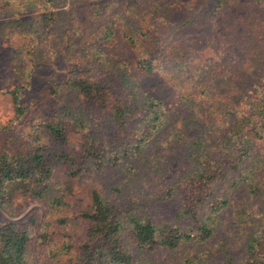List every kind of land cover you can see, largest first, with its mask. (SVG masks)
Here are the masks:
<instances>
[{
  "label": "trees",
  "instance_id": "16d2710c",
  "mask_svg": "<svg viewBox=\"0 0 264 264\" xmlns=\"http://www.w3.org/2000/svg\"><path fill=\"white\" fill-rule=\"evenodd\" d=\"M214 1L223 10L232 0ZM248 1L254 0H235L229 7L237 10ZM9 2L4 7L14 6L15 12L22 13L58 0H28L22 8ZM114 3L97 1L93 6L94 15L105 18L95 27V40L90 44L92 55L98 57L83 62L86 48L78 57L81 60L74 61L68 78L51 88L52 92L66 88L76 103L64 101L51 119L38 127L33 125L34 132L24 147L0 150V212L8 216L0 223V264H34L30 258L33 249L43 255L42 264H151L146 255L136 251L166 254L157 263L161 257L155 256L154 264H204L232 207L245 217L240 231L247 249L245 257L230 258L222 264H264V62L233 66L228 58L220 54L214 58L208 51L201 55L200 62H173V55L167 58L162 45L150 37L152 11L138 12L134 20L127 18L126 23L137 24H125L122 29L127 48H139L135 62L115 60L105 55L101 45L119 32V18L105 13ZM48 15L41 14V20ZM18 21L25 32L29 22ZM253 23L248 27V34L255 27L251 36L235 23L231 29L240 30L241 40L252 43L264 37L258 36L264 25ZM20 48L23 52L25 46ZM27 52L37 63L50 57L46 49L34 45ZM246 70L255 71V83L238 87L235 75ZM183 74L185 78H181ZM152 76L160 77L173 90L168 101L146 85ZM25 79L30 85V76ZM211 80L228 82L226 88L216 89ZM12 93L21 113L25 107L16 97L17 89ZM97 112L107 114L117 128L115 136L96 130V120L89 115ZM72 129L82 137V153L74 152L75 147L66 149ZM175 139L177 143L182 141L191 161L185 172L162 191L166 199L179 206L180 221L173 225L151 217L150 209L145 213L149 192L141 177L154 166L165 172L170 155L162 147ZM52 143L58 148L50 147ZM66 162L68 178L88 183L93 178L97 182L90 187H58L55 169L59 171V163ZM117 168L121 173H116ZM105 170L109 174H104ZM100 177L103 179L99 181ZM188 180L197 182L200 189L199 193L188 192L190 204L185 201ZM137 184L144 197L129 199ZM83 186H88L85 191L76 189ZM244 189L250 200L232 206V194ZM20 199L45 205L36 240L30 234V229L38 225L35 216L27 222L14 219L23 205ZM73 220L85 224L79 227L80 234L70 227L76 224Z\"/></svg>",
  "mask_w": 264,
  "mask_h": 264
},
{
  "label": "rangeland",
  "instance_id": "374dc122",
  "mask_svg": "<svg viewBox=\"0 0 264 264\" xmlns=\"http://www.w3.org/2000/svg\"><path fill=\"white\" fill-rule=\"evenodd\" d=\"M0 0V150L10 152L22 148L28 142L30 134L34 132L32 126H40L48 119H51L56 113L57 108L69 99L72 103H76L75 97L68 95L66 88L60 87L58 91L52 92V86L63 83L70 74V68L74 61L78 59L87 48V57L83 62H87L98 57L93 56L90 44L95 40V27L98 22L105 21L104 17L94 15L96 8L93 9L97 1L105 0H58V2L40 6L37 9L26 10L22 13L15 12L14 6L6 8L5 2ZM11 4L17 8H22L28 4V0H9ZM110 2L111 0H106ZM235 0L227 3L223 10L216 7L214 0H115V3L105 10L108 16H117L119 24L117 26L119 32H115L114 36L109 40L102 41L101 45L105 51V55L112 56L115 60H123V62L134 63L139 50H130L124 44L122 38V29L125 24L135 25L132 22L126 23V19H137L136 13L142 14L152 11L153 17L149 20L153 21L152 27L149 29L154 43H160L165 49L166 57L173 55V62H182L189 59L191 62H200L201 55L208 51L209 55L218 58L219 54L222 58H228L233 66L241 65L243 62H264V37H257L256 41L246 43L241 40V31L231 29L232 25L238 26L243 33L247 31V35H252L253 31L248 34V27L253 21L260 22L264 25V0L248 1L237 10H232ZM261 6L258 7V5ZM97 5V4H96ZM36 8V7H35ZM49 14L47 18L41 20V14ZM52 12L54 13L52 15ZM68 12V13H65ZM51 13V14H50ZM104 15V14H102ZM19 18L25 22H29V28L24 30L23 24L18 21ZM155 20V22H154ZM11 21H13L11 23ZM227 21V22H226ZM15 25L13 26V24ZM11 24V25H10ZM17 24V25H16ZM150 25V22L148 23ZM251 24V25H250ZM151 26V25H150ZM133 28V27H132ZM134 29V28H133ZM133 29H130L133 31ZM225 30V32H224ZM29 32L31 35L26 36ZM65 33V35H63ZM33 35V36H32ZM263 36L264 31L258 36ZM25 49L20 51V47ZM33 45L36 49H46L50 57L43 62H35L34 55L31 52ZM155 49V46H154ZM34 63V64H33ZM251 63L249 64L250 68ZM255 75L254 70H246L244 73H237L236 85L240 84L249 86ZM30 76V85L27 84L25 77ZM185 78V74L181 76ZM211 80L210 84L214 88H226L228 80L223 83ZM233 82V81H232ZM146 85L154 91L159 97L168 101L173 90L165 84V82L157 76L149 77ZM17 89V98L20 105L25 107L21 113L17 111L14 101L13 91ZM89 117L96 120V130L106 132L107 135H116L117 128L112 125L105 112L91 113ZM72 137H70L69 151L82 153V139L80 134L72 129ZM191 136H193L191 134ZM169 138H172L170 136ZM175 146H172V145ZM162 150L167 157L168 167L165 172L159 166L141 177L145 188L149 194L146 199L149 203L145 213L150 209L148 214L154 219L166 220V222L177 224L180 218L177 216L179 206L166 199L162 192L166 185L178 179L189 166L191 158L187 156L182 145V141L175 139L170 143H164ZM58 148V145L52 143L50 147ZM63 148V146H61ZM77 149V150H76ZM72 152V153H74ZM71 153V152H70ZM69 165L59 163V171L55 169V180L59 186L90 185L97 180L91 178L90 182L76 178L72 180L66 176ZM115 171V170H114ZM109 174V171H103ZM116 173H121L119 168ZM89 175V174H86ZM103 177L99 178V181ZM131 185V184H130ZM88 186L76 189L84 190ZM137 186V187H136ZM185 201L189 204L192 200L189 198L188 192L194 194L199 193L197 182L190 180L185 181ZM134 194L132 196L141 197V187L133 185ZM65 191V190H63ZM144 197V196H143ZM191 198V197H190ZM251 196L248 190L244 189L232 194V206L237 202L243 204L250 200ZM146 199L142 202H145ZM21 200L22 207H18L14 219H22L28 221L30 217L35 216L38 219V225L30 229L32 239L36 240L38 235V227L45 216V205L36 200ZM143 209V204H141ZM233 207L230 208L231 213H226L225 225L219 231L216 245H212L209 253V261L204 264H222L227 259L243 258L246 254L247 243L243 233L240 231L241 221L245 218ZM8 216L2 211L0 212V223L6 222ZM79 220H73V226L77 234L81 231L79 227L85 224H78ZM187 223V220L186 222ZM226 244V245H224ZM224 245V246H223ZM136 253L144 254L148 257L151 264H154L155 256H160L163 260L166 257L161 251L154 253H146L145 251ZM30 258L34 264H42L43 255L39 250L33 249Z\"/></svg>",
  "mask_w": 264,
  "mask_h": 264
}]
</instances>
